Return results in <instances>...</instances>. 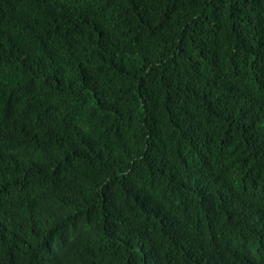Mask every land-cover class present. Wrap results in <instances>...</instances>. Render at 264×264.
<instances>
[{"label": "trees", "instance_id": "trees-1", "mask_svg": "<svg viewBox=\"0 0 264 264\" xmlns=\"http://www.w3.org/2000/svg\"><path fill=\"white\" fill-rule=\"evenodd\" d=\"M0 264H264V0H0Z\"/></svg>", "mask_w": 264, "mask_h": 264}]
</instances>
